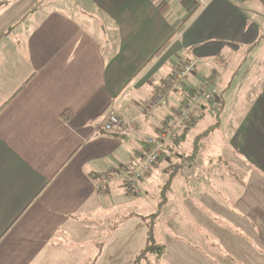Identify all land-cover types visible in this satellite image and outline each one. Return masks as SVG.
<instances>
[{
	"label": "crops",
	"instance_id": "1",
	"mask_svg": "<svg viewBox=\"0 0 264 264\" xmlns=\"http://www.w3.org/2000/svg\"><path fill=\"white\" fill-rule=\"evenodd\" d=\"M187 60L198 69L174 86ZM209 81L218 98L166 143L140 189L149 192L169 167L182 175L196 165L192 133L210 123V110L220 119L227 105L241 108L230 119H245L244 177L241 164L208 173L205 189L181 197L218 243L186 246L177 230L176 264H264V0H0V264H133L147 219L140 226L130 212L104 223L111 196L132 192L120 172L177 118L190 90L196 99ZM163 90L167 103L143 115ZM111 109L123 121L139 117L137 131H104ZM221 185L225 197L235 189L232 205L211 196Z\"/></svg>",
	"mask_w": 264,
	"mask_h": 264
},
{
	"label": "rangeland",
	"instance_id": "2",
	"mask_svg": "<svg viewBox=\"0 0 264 264\" xmlns=\"http://www.w3.org/2000/svg\"><path fill=\"white\" fill-rule=\"evenodd\" d=\"M171 98L172 96H170V102L172 104L175 103V105H178V101L172 100ZM239 111H241V108L227 105L225 108V112L221 114L220 119L218 116L219 112L210 110L212 114L210 116V123L212 121L214 122L210 124L206 119L199 122L197 127L200 128L194 130L192 133V135H194V138H196L193 150H198V156H196V162H194L196 165H194L193 168L187 167L182 170V175H175L176 172H174V170H176V167H169L166 173H157V176L154 179L157 184L153 187H150L149 192H147L146 190H141L140 195H135L132 192L124 191L125 195H123L122 197L116 195L111 196L112 206H107L108 208L105 211L104 215V223H108L110 220H116V223H118V221H120L121 219V213H135V215H137V218H140L137 219V224L141 226V223L143 222L141 218L145 217L147 219V224L150 223V225L153 227L156 243L165 245V251L161 256L157 255L156 253L149 252L144 257L145 262H149L151 264H153V262H155L154 264H162V262L159 261L163 260L164 264H176V261L179 262L177 230L180 233H184L182 239L185 240L186 243L184 244L186 246L194 245L195 243H197L196 245L204 244L203 247L206 246L208 248V244L218 243L214 242L211 237L199 230V219L195 218L196 212L194 210L192 211V208L190 207L187 200L183 201L181 197L182 194H184L189 198L193 195V192L195 190L198 189L201 191L205 189L207 187V184L205 183L204 179L205 175L208 176V173L224 174L225 172H228L227 170H231L232 167L235 168V165L241 164L242 169H239V167L236 168L239 169L237 170L239 176L244 177L248 169L247 167H245L243 162H239L238 145L241 140L240 132L244 127L245 119H243L242 122L230 119L233 114L237 115ZM201 113V110H199L198 114ZM198 116L199 115L196 114L195 119H197ZM218 121L221 122L219 123V129L213 131L209 135L203 133L207 128H209L211 125L213 126ZM197 135L199 136L196 137ZM178 138L179 137L177 135L172 141H177ZM189 140L192 139L189 138ZM189 140H185L184 144L191 145L190 147L192 148L193 140L192 142H190ZM131 142L132 146L133 144H136L138 146L141 145L140 143H138V141H134L133 137H131ZM212 153H219L222 159H220V157H211ZM215 163H219L218 166H216L217 170L212 169L214 168L213 165ZM166 179L167 181H170L171 179L174 181L165 190V188L163 189L161 187L162 185H160V182L162 183ZM183 188L185 189L183 190ZM224 189V185L217 186V188L213 186L211 196L213 197L214 194H216L217 197L223 199L222 202H226V198L230 201L229 204L232 205L230 198L234 196L235 189H230V195L227 197H225V192L227 190ZM118 205L119 207H117ZM262 208H264V205H262ZM203 209L204 208H202V210ZM115 212L117 214H115ZM226 223L227 222L224 221V224ZM147 224L145 226L148 230ZM259 231L261 233L260 240L264 241L263 218ZM194 232L197 235H195ZM103 237L104 239H106L108 235L105 233ZM249 238L251 242L250 245H253V243L256 242L255 239L257 240L255 234H250ZM252 239H254V242L251 241ZM184 244L183 247L186 248ZM151 256L153 257V259ZM222 259L225 260V262L229 260L227 256L222 257ZM185 260L186 262H190V260H187V258H185ZM142 262L143 259L141 261V264ZM182 262L184 261L182 260Z\"/></svg>",
	"mask_w": 264,
	"mask_h": 264
},
{
	"label": "built area",
	"instance_id": "3",
	"mask_svg": "<svg viewBox=\"0 0 264 264\" xmlns=\"http://www.w3.org/2000/svg\"><path fill=\"white\" fill-rule=\"evenodd\" d=\"M193 1L194 3L203 2V0ZM197 69V61H185L175 73L173 85L175 86L186 76L196 72ZM166 95L167 93L165 90L158 93L149 105L143 109V115H150L159 105L166 104ZM218 96L219 90L215 82H207L206 87L200 91L196 100L192 104H187L180 109L177 118L166 130L162 131L158 136H149L146 138V148L140 153L138 161L131 166H126L123 171L120 172V176L127 179V184L132 193L135 195L140 193V182L144 177V173L149 171L159 161L166 147V143L170 140H174L177 135L179 137V130L191 124L195 120L196 114L198 115V111L206 108V106L216 100ZM139 124V117L123 121L115 109H111L102 126L104 131L109 133H133L137 131Z\"/></svg>",
	"mask_w": 264,
	"mask_h": 264
},
{
	"label": "trees",
	"instance_id": "4",
	"mask_svg": "<svg viewBox=\"0 0 264 264\" xmlns=\"http://www.w3.org/2000/svg\"><path fill=\"white\" fill-rule=\"evenodd\" d=\"M195 95H196V92L194 90H190L186 98V102H188V104H192L191 102L192 101L194 102L196 100L194 98ZM194 121H196V119ZM194 121L189 125L191 126L194 123ZM189 125L188 127H190ZM147 225H148V233H147V238H146V244L140 250L133 264H141L142 259H144L146 254L149 252L156 253L157 255L161 256L165 251V245L156 243L155 238H154L153 227L150 225V223H148Z\"/></svg>",
	"mask_w": 264,
	"mask_h": 264
}]
</instances>
